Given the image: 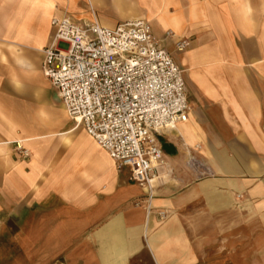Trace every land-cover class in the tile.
<instances>
[{"label": "crops", "instance_id": "crops-1", "mask_svg": "<svg viewBox=\"0 0 264 264\" xmlns=\"http://www.w3.org/2000/svg\"><path fill=\"white\" fill-rule=\"evenodd\" d=\"M64 17L145 20L182 73L149 208L43 74ZM0 264H264V0H0Z\"/></svg>", "mask_w": 264, "mask_h": 264}, {"label": "built area", "instance_id": "built-area-1", "mask_svg": "<svg viewBox=\"0 0 264 264\" xmlns=\"http://www.w3.org/2000/svg\"><path fill=\"white\" fill-rule=\"evenodd\" d=\"M51 24L55 33L43 50V74L69 117L83 126L119 170L130 169L132 180L145 190L149 208L164 165L156 134L188 118L180 69L145 20L114 28L66 17L53 18ZM187 46V40L175 43L178 51ZM16 146L28 156L22 145ZM189 165L199 177L211 175L193 157Z\"/></svg>", "mask_w": 264, "mask_h": 264}]
</instances>
